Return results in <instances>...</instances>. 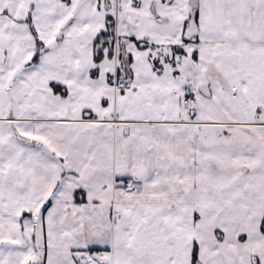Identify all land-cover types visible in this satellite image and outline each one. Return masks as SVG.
<instances>
[{"label": "snow or ice", "instance_id": "1", "mask_svg": "<svg viewBox=\"0 0 264 264\" xmlns=\"http://www.w3.org/2000/svg\"><path fill=\"white\" fill-rule=\"evenodd\" d=\"M0 264H264V0H0Z\"/></svg>", "mask_w": 264, "mask_h": 264}]
</instances>
